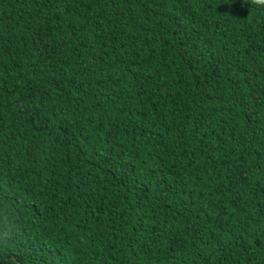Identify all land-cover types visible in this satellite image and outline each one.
<instances>
[{
	"label": "trees",
	"instance_id": "obj_1",
	"mask_svg": "<svg viewBox=\"0 0 264 264\" xmlns=\"http://www.w3.org/2000/svg\"><path fill=\"white\" fill-rule=\"evenodd\" d=\"M0 264H264V6L0 0Z\"/></svg>",
	"mask_w": 264,
	"mask_h": 264
},
{
	"label": "clouds",
	"instance_id": "obj_2",
	"mask_svg": "<svg viewBox=\"0 0 264 264\" xmlns=\"http://www.w3.org/2000/svg\"><path fill=\"white\" fill-rule=\"evenodd\" d=\"M251 3L264 6V0H251ZM10 231H11V228L9 226H6L4 229H0V241L7 242L10 239V236H9ZM8 260L10 262H15V264H18V261H16L14 256H9Z\"/></svg>",
	"mask_w": 264,
	"mask_h": 264
}]
</instances>
